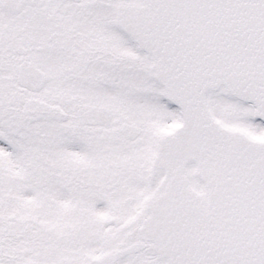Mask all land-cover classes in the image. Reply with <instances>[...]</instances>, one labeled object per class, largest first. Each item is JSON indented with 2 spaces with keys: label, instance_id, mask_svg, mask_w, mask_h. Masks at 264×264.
<instances>
[{
  "label": "snow or ice",
  "instance_id": "1",
  "mask_svg": "<svg viewBox=\"0 0 264 264\" xmlns=\"http://www.w3.org/2000/svg\"><path fill=\"white\" fill-rule=\"evenodd\" d=\"M0 264H264V0H0Z\"/></svg>",
  "mask_w": 264,
  "mask_h": 264
}]
</instances>
